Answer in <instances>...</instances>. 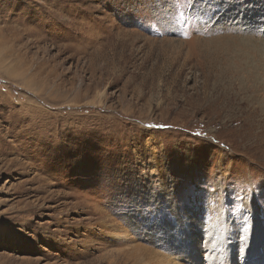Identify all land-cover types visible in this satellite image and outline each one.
Returning a JSON list of instances; mask_svg holds the SVG:
<instances>
[{"label":"rangeland","instance_id":"374dc122","mask_svg":"<svg viewBox=\"0 0 264 264\" xmlns=\"http://www.w3.org/2000/svg\"><path fill=\"white\" fill-rule=\"evenodd\" d=\"M91 259L264 264V0H0V264Z\"/></svg>","mask_w":264,"mask_h":264},{"label":"bare ground","instance_id":"6f19581e","mask_svg":"<svg viewBox=\"0 0 264 264\" xmlns=\"http://www.w3.org/2000/svg\"><path fill=\"white\" fill-rule=\"evenodd\" d=\"M85 261V260H84ZM111 262V261H109ZM115 262V261H114ZM82 264H97V260L96 259H91V260H86V262L82 263ZM111 264V263H110Z\"/></svg>","mask_w":264,"mask_h":264}]
</instances>
